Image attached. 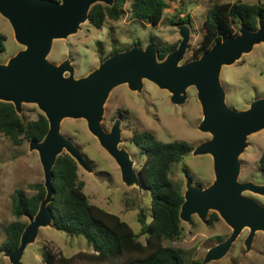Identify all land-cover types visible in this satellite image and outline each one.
<instances>
[{"label":"water","instance_id":"obj_1","mask_svg":"<svg viewBox=\"0 0 264 264\" xmlns=\"http://www.w3.org/2000/svg\"><path fill=\"white\" fill-rule=\"evenodd\" d=\"M99 3L112 6L115 0H0V14L9 21L16 42L23 47L7 63H0V102L12 103L20 116L24 104H34L49 123L45 138L30 142V150L38 152L43 168L46 197L38 213L29 218L19 247L3 252L5 257L11 264H23L25 251L36 242L40 230L54 227L49 205L55 196L54 168L61 155L66 153L85 171L95 172L81 149L62 133L66 119L84 120L119 166L123 183L145 188L142 172L135 170L130 153L120 148L121 122L109 131L103 126L112 91L127 85L131 91L142 93L145 81L166 90L175 105L184 104L188 90L195 88L203 112L199 129L211 135L193 155L212 157L215 181L204 188L187 180L180 220L191 224L197 215L207 224L210 213L215 212L233 232L208 251L203 264L224 258L246 228L250 233L245 246L250 251L256 234L264 233V205L245 193L264 197V185L240 182V158L249 146V137L264 131V98L246 110L230 108L221 76L224 67L236 64L264 44V20L259 21L256 31L241 23L238 35L223 37L202 56L183 64L191 29L179 25L182 40L164 60L160 61L154 43L145 48L136 45L111 55L87 76L76 78L70 60L55 64L48 57L54 42L77 34L89 22L92 7Z\"/></svg>","mask_w":264,"mask_h":264},{"label":"rangeland","instance_id":"obj_2","mask_svg":"<svg viewBox=\"0 0 264 264\" xmlns=\"http://www.w3.org/2000/svg\"><path fill=\"white\" fill-rule=\"evenodd\" d=\"M238 1L264 5V0H188L179 14L180 3L167 0L163 20L158 26L132 21L129 14L118 22L107 21L100 29L87 22L77 34L68 39L55 41L48 60L55 64L70 60L75 66V77H85L99 67L114 47L122 51L129 49L136 42L143 48L150 43L156 46L179 45L182 40L180 26L173 25L171 21L174 19L178 22V19L190 16L192 26H187L191 29V40L182 64L191 62L197 59L196 51L202 42L204 22L211 5L215 2ZM239 31L240 28L238 34ZM0 34L7 38L6 51L0 52V63L5 64L23 47L16 42L9 21L1 14ZM221 80L227 95V105L232 109L246 110L254 101L264 98V44L256 46L252 53L245 55L236 64L224 67ZM117 108H129L131 111L130 119L122 125L120 146L130 153L137 172L144 164L145 156L132 142L136 132L150 131L165 143L175 140L186 141L194 149L211 138L210 134H205L199 129L203 112L195 88L188 90V99L184 104L175 105L166 90L151 82L145 81L142 93L131 91L127 85L119 86L112 91L105 105L103 126L107 131L114 125ZM40 114L42 112L36 105H23L21 116L26 121L36 120ZM62 133L81 149L95 169L91 174L79 167V178L86 183L84 191L90 201L118 215L134 231L139 232L140 213L142 210L147 216L151 213L150 192L145 188L140 190L123 183L119 166L89 132L84 120H64ZM248 143L249 146L240 158L242 164L240 182L264 185V172L260 166V159L264 153V131L251 135ZM170 178L182 187L184 192L188 179H191L195 186L206 188L215 181L213 159L210 155L194 156L192 152L180 163L172 166ZM44 182L38 152L30 150V142L15 146L0 134V245L7 238L8 225L16 220L12 212L15 191L22 189L28 195H33L36 190L32 186L38 183L44 185ZM245 195L257 199L264 205V197L252 193ZM214 213H210L207 224L197 215L193 216L191 224L182 222L181 238L168 242L167 245L181 250L188 262H203L208 251L227 240L233 232L217 213L218 219H215ZM23 221L29 223L28 218H24ZM249 233V228L244 229L224 258L208 264H264V233L256 234L251 250L247 251L245 240ZM141 240L144 241L145 238L141 237ZM45 247L58 256L65 257L92 251L86 238L71 237L54 227H47L42 228L36 242L27 247L22 263L43 264L42 255ZM80 263L81 261H78L75 264ZM0 264H11L3 252H0Z\"/></svg>","mask_w":264,"mask_h":264},{"label":"trees","instance_id":"obj_3","mask_svg":"<svg viewBox=\"0 0 264 264\" xmlns=\"http://www.w3.org/2000/svg\"><path fill=\"white\" fill-rule=\"evenodd\" d=\"M173 1L180 3V14L188 0ZM166 8L167 0H115L112 6L99 3L92 7L89 23L100 29L107 21L118 22L129 14L132 21L158 26ZM261 20H264V5L242 1L213 3L207 12L204 34L196 51V58L210 50L223 37L238 35L241 23L256 31ZM191 21V17L186 16L178 19V22L172 19L171 23L192 26ZM6 41V36L0 34V52L6 51ZM136 45L140 46L136 42L130 48ZM178 46L158 45L160 61ZM120 51L114 47L103 61ZM48 131L49 123L43 114L36 120L26 121L16 112L12 103L0 102V134L13 145L42 141ZM132 142L145 156L141 172L145 189L152 198L150 215L147 216L144 210L139 215L140 231H134L121 217L90 201L84 191L86 183L79 178L78 164L65 153L58 158L54 168L55 196L49 205L54 216L53 225L56 230L71 237L86 238L92 251L65 257L58 256L45 247L43 264H75L78 261H81L80 264H203L202 261L188 262L181 250L167 245L168 242L180 239L183 234L180 211L184 191L170 178L172 166L191 154L193 146L180 140L162 142L150 131L136 132ZM260 166L264 172V153ZM184 171L188 173L185 168ZM32 187L36 190L33 195H28L22 189L16 190L13 195L12 212L16 220L8 225L7 238L0 245V252L19 247L28 225L23 219L34 217L46 197V189L42 183ZM213 215L218 219L216 213ZM141 237L145 240L142 241Z\"/></svg>","mask_w":264,"mask_h":264},{"label":"flooded vegetation","instance_id":"obj_4","mask_svg":"<svg viewBox=\"0 0 264 264\" xmlns=\"http://www.w3.org/2000/svg\"><path fill=\"white\" fill-rule=\"evenodd\" d=\"M134 92V91H133ZM138 93V92H137ZM130 109L129 108H126V109H122V108H117L114 116V124L117 122V121H120L121 122V128H122V125L123 123H125L126 121H128L130 119ZM113 127V126H112ZM121 148V146H120ZM143 166V165H142ZM142 168V167H141ZM141 172V169L140 171H138V173Z\"/></svg>","mask_w":264,"mask_h":264}]
</instances>
